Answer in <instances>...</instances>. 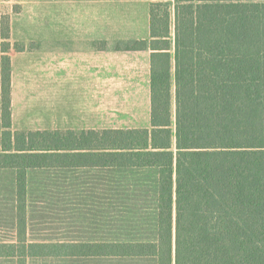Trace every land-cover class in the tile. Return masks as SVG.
<instances>
[{"label": "trees", "instance_id": "1", "mask_svg": "<svg viewBox=\"0 0 264 264\" xmlns=\"http://www.w3.org/2000/svg\"><path fill=\"white\" fill-rule=\"evenodd\" d=\"M149 29L127 49L152 51L150 128L13 132L2 15L0 168L16 173L17 237L0 260L264 264V0H174L173 41L171 3L151 0ZM44 169L155 171L150 236L30 241L28 174Z\"/></svg>", "mask_w": 264, "mask_h": 264}, {"label": "rangeland", "instance_id": "2", "mask_svg": "<svg viewBox=\"0 0 264 264\" xmlns=\"http://www.w3.org/2000/svg\"><path fill=\"white\" fill-rule=\"evenodd\" d=\"M174 40V0H169ZM151 0H0L1 17L10 14L12 57L41 55L43 41L59 39L61 27L69 25L76 8L100 27L99 40L119 42L128 50L138 40L149 37ZM86 23V21H85ZM2 40L0 37V45ZM121 45V46H120ZM173 53V50H172ZM0 52V137L1 70ZM144 98H140L143 102ZM173 126L175 99L173 87ZM142 104V103H141ZM31 128L13 132L46 131L43 120L33 116ZM173 135V148L175 149ZM155 171L133 170H31L27 183V237L35 242H84L99 239L150 236L148 222L154 214ZM16 173L0 168V241L16 240ZM145 227L144 231L141 229ZM0 264L14 261L0 260ZM29 264H86L78 259H39ZM89 264V263H88Z\"/></svg>", "mask_w": 264, "mask_h": 264}, {"label": "crops", "instance_id": "3", "mask_svg": "<svg viewBox=\"0 0 264 264\" xmlns=\"http://www.w3.org/2000/svg\"><path fill=\"white\" fill-rule=\"evenodd\" d=\"M91 12L87 22L76 8L59 39L43 41L41 55L12 57L13 128H31L33 116L42 118L46 131L151 127L152 51L99 40ZM143 40H150V29Z\"/></svg>", "mask_w": 264, "mask_h": 264}]
</instances>
